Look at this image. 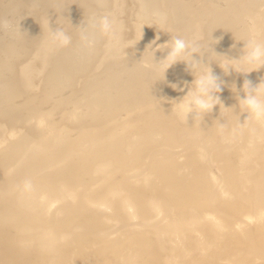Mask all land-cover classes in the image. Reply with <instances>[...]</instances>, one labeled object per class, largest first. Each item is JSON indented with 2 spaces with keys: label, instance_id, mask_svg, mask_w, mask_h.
<instances>
[{
  "label": "bare ground",
  "instance_id": "bare-ground-1",
  "mask_svg": "<svg viewBox=\"0 0 264 264\" xmlns=\"http://www.w3.org/2000/svg\"><path fill=\"white\" fill-rule=\"evenodd\" d=\"M249 38L264 0H0V264H264V127L236 107L264 67L216 61Z\"/></svg>",
  "mask_w": 264,
  "mask_h": 264
},
{
  "label": "clouds",
  "instance_id": "clouds-1",
  "mask_svg": "<svg viewBox=\"0 0 264 264\" xmlns=\"http://www.w3.org/2000/svg\"><path fill=\"white\" fill-rule=\"evenodd\" d=\"M107 26L105 23L104 28L106 29ZM48 38L57 47H66L71 42V35L59 27L52 28ZM162 44L164 45V49H167L166 55L160 59L163 62L164 70L176 61H186V57L192 56V53L196 52L194 46L190 47L185 39L179 36L173 37L170 44L168 41ZM216 61L218 66L225 72L232 70L237 73L246 74L260 69L264 67V41L249 38L245 41L242 54L238 58L217 55ZM219 90L220 84L209 68L207 71L194 74L191 87L183 98L186 112L194 111L196 114H203L209 111L213 105L217 104L212 101H218L214 93H217ZM232 91H237L234 84L232 85ZM239 91L243 95L237 94L236 107L241 110V113L247 114L245 119H250L264 127V76L255 84H252L248 79H244Z\"/></svg>",
  "mask_w": 264,
  "mask_h": 264
},
{
  "label": "snow or ice",
  "instance_id": "snow-or-ice-1",
  "mask_svg": "<svg viewBox=\"0 0 264 264\" xmlns=\"http://www.w3.org/2000/svg\"><path fill=\"white\" fill-rule=\"evenodd\" d=\"M81 7H83V8H86L87 7V5H84V4H82L81 5ZM61 10H63V8L61 7Z\"/></svg>",
  "mask_w": 264,
  "mask_h": 264
}]
</instances>
